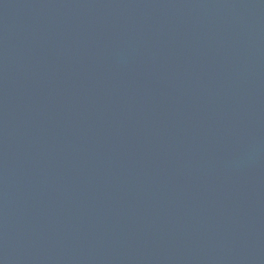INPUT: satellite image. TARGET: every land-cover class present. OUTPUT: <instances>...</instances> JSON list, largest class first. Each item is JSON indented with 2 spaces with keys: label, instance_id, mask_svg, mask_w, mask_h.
<instances>
[{
  "label": "water",
  "instance_id": "obj_1",
  "mask_svg": "<svg viewBox=\"0 0 264 264\" xmlns=\"http://www.w3.org/2000/svg\"><path fill=\"white\" fill-rule=\"evenodd\" d=\"M0 264H264V0H0Z\"/></svg>",
  "mask_w": 264,
  "mask_h": 264
}]
</instances>
